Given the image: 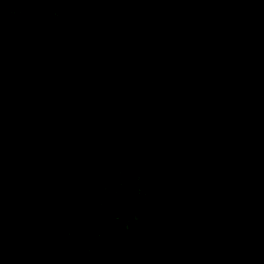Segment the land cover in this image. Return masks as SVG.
Masks as SVG:
<instances>
[{"label":"flooded vegetation","instance_id":"flooded-vegetation-1","mask_svg":"<svg viewBox=\"0 0 264 264\" xmlns=\"http://www.w3.org/2000/svg\"><path fill=\"white\" fill-rule=\"evenodd\" d=\"M35 4L30 24L0 13V76L21 94L3 95L1 149L101 172L137 140L177 225L189 211L173 234L182 261L264 264V23L218 0ZM43 46L30 80L21 67ZM225 153L232 174L218 181Z\"/></svg>","mask_w":264,"mask_h":264},{"label":"rangeland","instance_id":"rangeland-1","mask_svg":"<svg viewBox=\"0 0 264 264\" xmlns=\"http://www.w3.org/2000/svg\"><path fill=\"white\" fill-rule=\"evenodd\" d=\"M36 6L41 5H36L35 0H0V13L12 8L8 13L16 11L22 22L30 24L38 11ZM5 16L14 19L8 14ZM56 18L61 16L56 13ZM3 182L0 178V186ZM35 183L26 195L35 208L47 204L46 214L53 220L56 237L60 240L56 243L51 242L50 237L43 240L40 247L34 248L32 264H77L83 260H91L93 264H130L119 261L120 256L127 257L130 251H135L136 264H163L167 258L172 261L173 248L165 255L163 249L172 245L170 238L178 218L161 203L162 177L150 173L145 167L130 172L121 170L99 193L96 214L98 223H101L94 231L96 235L91 237L97 238L93 243L89 236H78L70 224L68 215L73 213V179L59 171L54 163L48 162ZM41 187L53 193H42ZM197 239L204 248L206 238L202 233L197 235ZM8 245L11 247L10 243ZM122 247L127 252L121 251ZM156 250L163 251L158 254ZM17 256L15 251L10 253L0 249V264H13L19 260Z\"/></svg>","mask_w":264,"mask_h":264},{"label":"trees","instance_id":"trees-1","mask_svg":"<svg viewBox=\"0 0 264 264\" xmlns=\"http://www.w3.org/2000/svg\"><path fill=\"white\" fill-rule=\"evenodd\" d=\"M218 1L220 4L228 7L243 8L247 16H250L257 22L264 23V0ZM4 70H7V68L0 62V72ZM9 80L10 77L0 76V110L4 112L8 119V110L1 107L3 95L9 99L11 92L15 91L17 97L21 96L18 90H11L13 86L9 83ZM40 110L42 111V108ZM6 126L4 123L0 124V178H3L4 181L0 186V249H4V252H17L19 255L17 258L19 260L13 264H32L34 248L40 247L42 241L48 237H50L51 242L55 243L60 239L56 237L57 229L54 227L53 220L49 214H46L49 209L46 206L47 204L44 203L40 208H35L26 195V191L35 186V180L41 175V169L45 166L42 165L41 155L34 151H29L24 154L17 151H12L8 154L4 152L1 149V140L4 136ZM149 158L150 152L142 148L137 143V140H135V148L130 154V157L118 153L116 157H112L111 168L101 172H91L79 159H72L58 165L55 164L59 171L67 173L74 181L71 187V192L73 193V213L72 215H68V217L71 218L70 224H73L75 233L78 236H89L92 243L96 241V237L95 239L91 237L96 235L94 231L101 223H98L96 214L99 205V193L121 170L130 172L134 169L141 168ZM9 183L11 184L10 188ZM40 191L47 194L53 193L50 189L44 187H41ZM162 197L163 194H161L160 200ZM179 213L183 214V219H180V226L177 225L173 230L174 234L177 229L180 232L186 230L185 227L189 223L187 221L189 218L187 208L182 207ZM170 239L172 245L170 248L166 247L163 249L164 255L169 253L173 245H176V257H174L175 250L172 249V261H169L167 258L168 261H164L163 264H186L178 256L179 244L174 243L176 237L172 235ZM8 243H10L12 248ZM190 245L194 249V237ZM163 250L156 251L159 254ZM121 251L127 252L125 247H122ZM119 261L136 264L135 251H130L127 257L120 256ZM10 263L12 262L10 261ZM77 264H93V262L91 260H83Z\"/></svg>","mask_w":264,"mask_h":264},{"label":"water","instance_id":"water-1","mask_svg":"<svg viewBox=\"0 0 264 264\" xmlns=\"http://www.w3.org/2000/svg\"><path fill=\"white\" fill-rule=\"evenodd\" d=\"M42 49L45 51V57L42 56L38 58L37 60H32L31 58L27 59L23 62V65L21 67L22 74L27 75L30 80H35L36 76L39 74L34 67H32L36 63H49V58L47 55V46H43ZM40 71V70H39ZM128 136L126 134L123 139H125ZM232 174V167L229 157L226 155V153L223 155V157L219 158L216 161L215 169L213 172V176L218 181H221L225 178L230 177Z\"/></svg>","mask_w":264,"mask_h":264}]
</instances>
